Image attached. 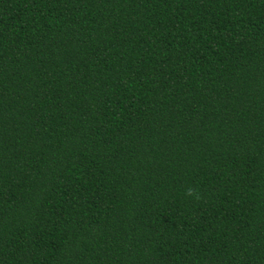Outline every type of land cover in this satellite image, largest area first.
<instances>
[{
    "label": "trees",
    "instance_id": "obj_1",
    "mask_svg": "<svg viewBox=\"0 0 264 264\" xmlns=\"http://www.w3.org/2000/svg\"><path fill=\"white\" fill-rule=\"evenodd\" d=\"M0 264H264V0H0Z\"/></svg>",
    "mask_w": 264,
    "mask_h": 264
},
{
    "label": "clouds",
    "instance_id": "obj_2",
    "mask_svg": "<svg viewBox=\"0 0 264 264\" xmlns=\"http://www.w3.org/2000/svg\"><path fill=\"white\" fill-rule=\"evenodd\" d=\"M192 192H193V190H192V189H189V190L186 192V195H191Z\"/></svg>",
    "mask_w": 264,
    "mask_h": 264
}]
</instances>
